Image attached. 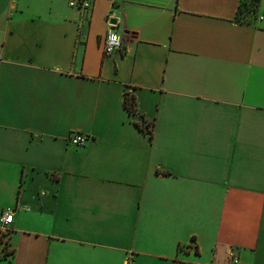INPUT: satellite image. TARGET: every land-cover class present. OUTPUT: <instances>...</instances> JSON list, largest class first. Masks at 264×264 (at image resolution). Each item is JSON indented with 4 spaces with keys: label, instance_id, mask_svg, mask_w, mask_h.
I'll list each match as a JSON object with an SVG mask.
<instances>
[{
    "label": "crops",
    "instance_id": "crops-1",
    "mask_svg": "<svg viewBox=\"0 0 264 264\" xmlns=\"http://www.w3.org/2000/svg\"><path fill=\"white\" fill-rule=\"evenodd\" d=\"M70 1L0 0V264H264V18Z\"/></svg>",
    "mask_w": 264,
    "mask_h": 264
},
{
    "label": "built area",
    "instance_id": "built-area-1",
    "mask_svg": "<svg viewBox=\"0 0 264 264\" xmlns=\"http://www.w3.org/2000/svg\"><path fill=\"white\" fill-rule=\"evenodd\" d=\"M70 6L74 7V9H78L80 11H91L94 8L93 0H71ZM264 16L260 15L258 19H263ZM112 26V25H111ZM123 38L121 35L115 31L114 29H110L108 31L106 40L103 43V51L106 56L112 55L115 53L123 52ZM89 142V138L84 133H75L72 136H69V143L75 147H83L87 145ZM14 208H7L0 216V228L4 231L8 229V227L14 221ZM229 259L231 264H239L240 258L235 253V251L229 252Z\"/></svg>",
    "mask_w": 264,
    "mask_h": 264
},
{
    "label": "trees",
    "instance_id": "trees-1",
    "mask_svg": "<svg viewBox=\"0 0 264 264\" xmlns=\"http://www.w3.org/2000/svg\"><path fill=\"white\" fill-rule=\"evenodd\" d=\"M261 8V0H241L239 10L237 13L236 20L241 23H255L258 17L255 15V20L249 18V14H256L260 12ZM125 100H126V109L129 111L131 115L135 118L140 117L141 120L137 118L135 125L142 130H146L150 132L151 137L153 138V131L149 128L150 122L146 119V117L140 113H138L137 109V99L135 94H130L129 92H125ZM7 252L6 254H8Z\"/></svg>",
    "mask_w": 264,
    "mask_h": 264
},
{
    "label": "rangeland",
    "instance_id": "rangeland-1",
    "mask_svg": "<svg viewBox=\"0 0 264 264\" xmlns=\"http://www.w3.org/2000/svg\"><path fill=\"white\" fill-rule=\"evenodd\" d=\"M259 13H256V14H249V18L252 19V20H255V15L257 17H259ZM257 20V19H256ZM139 120L140 117H138ZM8 229L7 230H3L0 228V255L3 253V255H5L8 251H9V248H8V240H7V236H8Z\"/></svg>",
    "mask_w": 264,
    "mask_h": 264
}]
</instances>
